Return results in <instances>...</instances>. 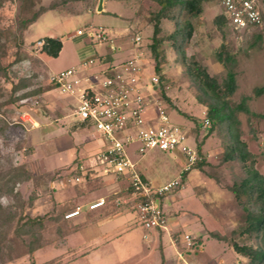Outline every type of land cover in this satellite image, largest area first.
Instances as JSON below:
<instances>
[{"label": "rangeland", "instance_id": "obj_1", "mask_svg": "<svg viewBox=\"0 0 264 264\" xmlns=\"http://www.w3.org/2000/svg\"><path fill=\"white\" fill-rule=\"evenodd\" d=\"M51 1L59 0H3L0 6V264H29L23 245L29 235L15 231L17 221L27 215L43 218L37 233L41 246L32 253L35 264H162L159 248L143 237L151 229H144L138 222L136 199L126 189V180L101 173L93 159L99 149L96 133L71 115L72 99L49 84L52 73L80 63L77 49L86 39L78 40V29L104 26L112 35L119 31L116 36L119 43L123 41L122 48L113 53L125 58L126 43L133 35L139 34L142 43L150 39L149 16L157 5L152 0H104L107 12H101L97 10L99 0H66L58 9L41 14L28 28L21 26L24 18ZM261 5L264 9V0ZM219 12L215 0L202 3V11L192 19L194 32L185 55L206 65L209 73L221 80L226 69L216 60L215 51L223 39L235 51L237 87L232 100L239 102L247 97L249 112L239 113L242 138L257 155L256 167L264 174V91H254L264 85V14L260 27L237 38L226 24L216 28L213 20ZM160 28L158 36L164 38L174 30L175 22L163 19ZM50 34L62 39L55 57L45 56L38 43ZM172 41L164 39L161 45L164 76L158 82L157 93L161 96L162 89L169 98L167 102L161 96L173 122L182 124L184 113L202 122L206 107L197 101L199 91L187 76L181 56L170 45ZM100 48L108 50L105 45ZM146 57L151 70L153 60L149 54ZM41 87L45 89L35 92ZM27 117L36 124L32 125ZM199 129L198 133L191 131L196 143L203 133ZM133 147L134 144L130 145L129 156L139 160ZM200 150L203 159L216 164L222 154L219 136L210 134L201 142ZM148 155L145 153L141 159L149 160L147 167L157 168L156 159L151 160ZM193 169L206 175L209 171L221 173L224 190L215 197L214 217L210 215L211 209L194 197L183 198L184 207L202 217L179 227L181 233L199 239L195 243L198 246L186 251L187 245L179 243L178 249L193 264H248L247 258L236 253L229 241L253 246H262L263 241L260 232L251 236L233 233L245 213L225 183L241 174L239 164L215 165L212 170L209 166ZM99 197L104 198V204L84 209L86 203ZM76 206L83 207L80 214L66 219L65 214ZM114 213L122 214L107 222V215ZM203 230H207L204 238L197 235ZM212 232L223 234L228 240L214 238ZM173 234L176 237L177 231Z\"/></svg>", "mask_w": 264, "mask_h": 264}, {"label": "built area", "instance_id": "obj_2", "mask_svg": "<svg viewBox=\"0 0 264 264\" xmlns=\"http://www.w3.org/2000/svg\"><path fill=\"white\" fill-rule=\"evenodd\" d=\"M215 1L235 37L241 38L262 25L264 9L261 0ZM77 35L95 39L110 53L121 49L102 27L78 29ZM141 41L139 34L131 37L133 51L125 58L107 61L105 53H93L84 56L78 66L52 73L49 81L59 93L75 98L71 115L91 126L101 140L93 156L94 163L101 173L123 177L135 198H141L136 203V218L148 230L165 227L166 219L158 198L180 187L182 173L201 160L203 154L195 143H188V128L171 120L162 97L157 93L159 76L153 68L148 70L144 53L138 49ZM42 42L38 41L40 45ZM27 119L32 125L36 124L30 117ZM208 123L204 116L200 125L202 131ZM132 144L139 154L157 149L173 157L181 155L183 168L176 177L154 185L139 173L129 156L128 149ZM102 204L104 198L99 197L83 207L91 210ZM83 207L76 206L65 214V218L79 215ZM182 241L189 251L197 240L194 235L183 233Z\"/></svg>", "mask_w": 264, "mask_h": 264}, {"label": "trees", "instance_id": "obj_3", "mask_svg": "<svg viewBox=\"0 0 264 264\" xmlns=\"http://www.w3.org/2000/svg\"><path fill=\"white\" fill-rule=\"evenodd\" d=\"M65 1H51L40 5L29 17L21 21V26L24 29L28 28L41 14L48 10L58 9L59 4ZM152 1L157 5L155 11L149 16L152 33L150 39L145 43H141L138 49L145 50V54H149L153 60V70L158 74L160 81L164 76L162 73L164 51L161 45L164 39L169 40V38H172L173 41L170 45L181 56L187 76L199 91V94L196 96L197 101L206 107L205 116L208 118L209 123L207 128L203 130L201 140L198 143L195 142L196 148L198 151H201V142L212 133H216L221 140L222 154L216 164H212L207 159L202 158L193 167L202 170L204 166H209L210 170H212L215 168V165L229 164L230 166L233 162L239 164L241 174L234 177L231 182L225 183V187L232 193L235 201L242 206L245 213L243 222L233 233L251 236L253 233L260 232L263 242L262 246L238 243L234 239L229 242L236 253L247 258L248 264H264V174L256 167L257 155L249 150L247 142L242 138L239 113L249 112L245 103L247 97H242L239 102L232 100V95L237 87L235 51L232 50L228 42L224 39L216 49V60L226 69L224 77L219 80L215 75L209 73L206 65L193 58H188L185 55V47L189 44L194 32L192 19L200 14L202 11V3L205 0ZM2 3L3 0H0V6ZM163 19L173 20L175 22V28L168 36L160 38L158 33L160 32V23ZM213 22L218 29L223 24L227 25L226 19L221 12L215 16ZM41 40L43 42L40 51L45 56L55 57L58 55L62 47V42L58 37L45 35L41 37ZM107 61H112V57L108 55ZM44 89L45 87H41L35 90V92ZM160 91L161 96L168 102L169 98L165 95L164 91L162 89ZM254 91L256 94H260L264 91V85L255 88ZM184 115L194 122L193 128H189L188 130V137L191 136V131L198 133L200 131L201 121L188 114ZM80 124L84 125L83 122H80ZM207 174L217 183L223 182L221 173L209 171ZM126 189L130 191V188H127V186ZM135 199L136 203L141 200L139 197ZM248 202L249 205H247ZM42 226L43 218L41 216L33 217L27 215L24 219L17 221L15 231H23V233L29 235L27 241L23 240L24 253L30 258L29 264H35L32 253L41 246L38 240L39 234L37 233H39ZM159 228L156 227L155 229ZM211 234L219 240H228L223 234L216 232H212ZM195 245L198 246V244Z\"/></svg>", "mask_w": 264, "mask_h": 264}, {"label": "crops", "instance_id": "obj_4", "mask_svg": "<svg viewBox=\"0 0 264 264\" xmlns=\"http://www.w3.org/2000/svg\"><path fill=\"white\" fill-rule=\"evenodd\" d=\"M76 1H81V0H76ZM99 1H100V9H97V10L101 12H107L105 4H104L105 1L104 0H99ZM95 6H97V4ZM98 27H102L108 34L113 36L115 41L118 44L121 45L123 43V41H121L122 43L121 42L119 43L117 41L116 34L119 33V31H117L116 33L112 35L113 32L107 27H104V26H98ZM125 27H123V30L125 29ZM89 28H92V27H88L86 29H89ZM49 36L58 37L57 35H54V34H50ZM76 36L78 40H80L82 37L86 39L84 40L85 43L80 48L77 49V54H78L79 59H82L84 56H87L93 53H96V54L105 53L106 56L108 55L111 56L112 60L115 58H119L116 55H114L113 52L110 53L108 51H101L100 47L103 44L96 42L95 39L89 38L84 35H76ZM58 38L62 42V39L60 37ZM93 40H95V42ZM129 43H126V49H128V53L126 55H129L133 51L132 46L127 45ZM144 59L145 61L148 60L145 53H144ZM69 98L72 99L71 103L74 105L76 102L75 98L73 97H69ZM185 111H188V110H185ZM183 119H184V122H182V125L188 128L189 130V128L191 127L190 125H194V122L188 119L185 115H183ZM187 123H190V124L188 125ZM84 127H90L91 129H93L91 126L84 125ZM188 140L191 143H195L194 139L191 138V136H189ZM200 140L201 139H199V141ZM205 142L204 144H202V146L204 147L203 150L207 149V143ZM95 143L98 145V147H100L101 140L99 139L98 135L96 137ZM135 148L136 146L133 147L132 151H135L139 160H133V159L132 160L135 162L137 170L143 177L148 179L154 185L160 184L162 182H165L169 179L176 177L183 168L184 159L181 155H178L177 157H173L170 153L157 150V149L148 150L145 153L146 154L149 153V155L147 156L149 157V159L151 160L156 159L155 161H157L158 167L155 169H152V167L150 166L147 167L146 164L150 165L148 163L149 160L146 162L145 160H142L143 158L141 159V157H143L145 153L139 154L136 152ZM128 150L130 153V147ZM169 157L172 159V161L169 160L170 159ZM140 161L142 163L138 164L140 163ZM197 174H199L198 177H197ZM112 184L109 186H112ZM221 186L222 184L217 183L212 177L206 174H203L202 172L198 171L197 169H193L192 167L191 169L185 171L184 176L182 178L181 186L178 187L174 193H172L170 196H169V193L164 194L158 198L159 205L161 206L165 219H166L165 227L159 228V229H151L150 231H148L149 233L145 232L144 234H146V236L145 237L143 236V237L149 238L150 242H152L154 245H156L159 248V250L161 251V255H162V264H182V263L187 264L188 262L184 259L186 255L185 252L178 249L179 248L178 245L184 243L182 241V234L185 233V232L181 233L179 231V227L184 225L185 223L194 222V220H201L202 216L199 213H193V212H190L189 209H186L184 207L185 203L184 205L181 203V201H183V198L185 200V198H187L188 196L189 198L194 197L196 202H200L202 205L207 206L208 209H211L210 215L212 216L213 215L212 209L214 207L213 204L216 201L215 197L217 198L218 197L217 195H219V193H221L224 190V188H222ZM187 207L191 208L190 204H187ZM120 214L122 213H114L109 216L107 215V222L110 221V219L116 216H119ZM175 231H177L176 237L173 234ZM206 232L207 230H203V232L197 235H201V237L204 238V233Z\"/></svg>", "mask_w": 264, "mask_h": 264}, {"label": "water", "instance_id": "obj_5", "mask_svg": "<svg viewBox=\"0 0 264 264\" xmlns=\"http://www.w3.org/2000/svg\"><path fill=\"white\" fill-rule=\"evenodd\" d=\"M97 9H100V1H99V5H98V8Z\"/></svg>", "mask_w": 264, "mask_h": 264}]
</instances>
